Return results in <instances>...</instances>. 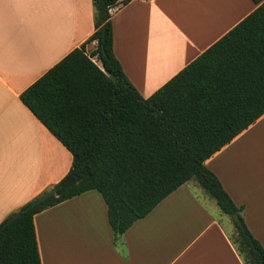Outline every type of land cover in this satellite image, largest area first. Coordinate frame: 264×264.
I'll list each match as a JSON object with an SVG mask.
<instances>
[{"label": "crops", "instance_id": "crops-1", "mask_svg": "<svg viewBox=\"0 0 264 264\" xmlns=\"http://www.w3.org/2000/svg\"><path fill=\"white\" fill-rule=\"evenodd\" d=\"M255 8L250 0H131L110 10L113 54L148 98ZM93 16L91 0H0V223L71 167V154L19 96L91 36ZM205 166L264 248V114ZM219 212L190 180L116 238L96 191L33 224L41 264H243Z\"/></svg>", "mask_w": 264, "mask_h": 264}, {"label": "trees", "instance_id": "trees-1", "mask_svg": "<svg viewBox=\"0 0 264 264\" xmlns=\"http://www.w3.org/2000/svg\"><path fill=\"white\" fill-rule=\"evenodd\" d=\"M129 1L91 0L94 32L19 96L72 163L52 196L0 223V264H41L33 217L59 203L96 191L116 238L192 179L231 218L243 264H264L243 207L205 166L264 114V0L148 98L113 54L110 10Z\"/></svg>", "mask_w": 264, "mask_h": 264}, {"label": "rangeland", "instance_id": "rangeland-1", "mask_svg": "<svg viewBox=\"0 0 264 264\" xmlns=\"http://www.w3.org/2000/svg\"><path fill=\"white\" fill-rule=\"evenodd\" d=\"M91 49H92V46L91 47L88 46L87 51L89 52ZM219 218L221 220L223 228L225 229L224 231H225L227 237H229V239L231 241H234V239H235V229H234V226H233L231 218L228 215H226V214L224 215V213L222 214L220 212H219ZM235 246H236V244H235Z\"/></svg>", "mask_w": 264, "mask_h": 264}, {"label": "water", "instance_id": "water-1", "mask_svg": "<svg viewBox=\"0 0 264 264\" xmlns=\"http://www.w3.org/2000/svg\"><path fill=\"white\" fill-rule=\"evenodd\" d=\"M53 190H49L47 191L46 193H44L42 196L38 197L36 200H34L32 203H31V207L32 206H35L39 203H41L42 201L46 200L48 197L52 196L53 195Z\"/></svg>", "mask_w": 264, "mask_h": 264}]
</instances>
